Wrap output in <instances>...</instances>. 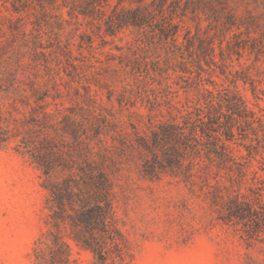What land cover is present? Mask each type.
<instances>
[{"label":"rangeland","instance_id":"1","mask_svg":"<svg viewBox=\"0 0 264 264\" xmlns=\"http://www.w3.org/2000/svg\"><path fill=\"white\" fill-rule=\"evenodd\" d=\"M0 264H264V0H0Z\"/></svg>","mask_w":264,"mask_h":264},{"label":"trees","instance_id":"2","mask_svg":"<svg viewBox=\"0 0 264 264\" xmlns=\"http://www.w3.org/2000/svg\"><path fill=\"white\" fill-rule=\"evenodd\" d=\"M112 205L106 194L100 190L95 192L92 201L88 198H83L80 209L72 216V224L76 229V236L83 240L87 245L94 250L97 248L87 236V231L92 228H105L108 224V216L111 213Z\"/></svg>","mask_w":264,"mask_h":264}]
</instances>
